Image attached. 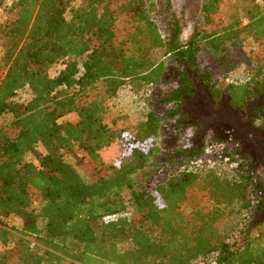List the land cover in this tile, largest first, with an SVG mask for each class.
I'll return each instance as SVG.
<instances>
[{"label":"trees","instance_id":"obj_1","mask_svg":"<svg viewBox=\"0 0 264 264\" xmlns=\"http://www.w3.org/2000/svg\"><path fill=\"white\" fill-rule=\"evenodd\" d=\"M225 1L201 0L204 26L184 42L172 11L161 34L154 0H0V264H264V217L254 218L264 212V181L254 160L223 147L211 163L173 171L210 145L197 144L199 126L182 111L195 81L264 131V0H243L245 21L230 23ZM246 36L259 49L241 60L247 76L221 87L198 54L205 48L231 70L230 52ZM166 58L180 71L160 101L171 104L180 144L157 162L154 111L132 128L111 127L107 115L121 88L139 95L157 84ZM23 89L27 101L17 99ZM115 140L124 150L106 163L101 150Z\"/></svg>","mask_w":264,"mask_h":264},{"label":"rangeland","instance_id":"obj_2","mask_svg":"<svg viewBox=\"0 0 264 264\" xmlns=\"http://www.w3.org/2000/svg\"><path fill=\"white\" fill-rule=\"evenodd\" d=\"M259 2L262 0H258ZM171 10L166 7V0H154L152 16L157 23L162 35H167V21L170 11L174 12L182 24V41H186L194 26L203 27V18L201 14V0H170ZM245 2L243 0H226L221 8V14L225 23L232 22L235 18L245 21L244 16ZM3 10L0 9V20H3ZM1 43V41H0ZM259 51L254 39L246 36L243 42L230 52L231 64L236 66L227 70L221 65L217 58L207 49H203L198 54L200 64L208 68L213 73V79L218 85L223 87L231 81H243L246 78V69L242 63V58L247 53ZM1 54V45H0ZM166 70L161 76L159 82L151 86L139 95L134 94L128 87H123L117 95L109 101V111L107 122L113 128H132L135 124L144 118L148 111H154L162 121L161 133L158 139L160 148L156 157L157 162L164 161L172 155L174 148L178 147L180 140L177 138L176 117L169 115L168 111L171 104L160 101L161 97L168 94L177 85L180 69L174 65L170 58H166ZM60 65L50 69V74L54 75ZM196 93L191 99L183 102L182 111L188 120L199 126V132L195 137L197 144L203 142L215 144L219 149L223 147L237 148L247 153L257 167V171L264 181V131L257 127V124L251 121L250 116L236 111L228 105H218L214 103L203 90L200 83L195 81ZM31 97L28 89L18 92L17 99L27 101ZM66 120L75 119V114L65 117ZM124 150V143L121 140H115L110 146L101 150V156L106 163H112ZM217 151V150H216ZM66 161L76 166L74 154L64 153ZM214 153L205 154L202 159L204 163H211ZM181 165L174 167L173 171L180 169ZM79 173L85 176L83 167L76 166ZM229 167V166H227ZM85 172V173H84ZM140 178V176H139ZM208 205H211L208 203ZM183 213H189L191 205L183 203L180 207ZM264 217V212L256 215L255 220ZM9 223L20 228L22 223L18 218L9 219ZM237 218L232 217L228 220L225 228L228 232L236 227ZM126 246V245H124ZM12 264H17L11 259Z\"/></svg>","mask_w":264,"mask_h":264},{"label":"built area","instance_id":"obj_3","mask_svg":"<svg viewBox=\"0 0 264 264\" xmlns=\"http://www.w3.org/2000/svg\"><path fill=\"white\" fill-rule=\"evenodd\" d=\"M218 147L215 145V144H210L206 150H205V154H210V153H213L214 151L218 150L217 149ZM202 155V157L204 156ZM199 158L197 160H191L190 162H186V163H183L181 166H180V169H186V170H193L195 168L196 165H198L199 163L203 162V159Z\"/></svg>","mask_w":264,"mask_h":264}]
</instances>
